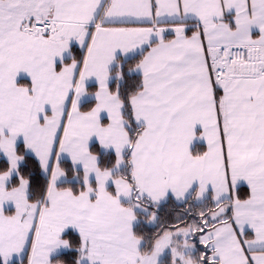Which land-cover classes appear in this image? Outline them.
I'll return each instance as SVG.
<instances>
[{"label": "snow or ice", "instance_id": "1", "mask_svg": "<svg viewBox=\"0 0 264 264\" xmlns=\"http://www.w3.org/2000/svg\"><path fill=\"white\" fill-rule=\"evenodd\" d=\"M0 264H264V0H0Z\"/></svg>", "mask_w": 264, "mask_h": 264}]
</instances>
